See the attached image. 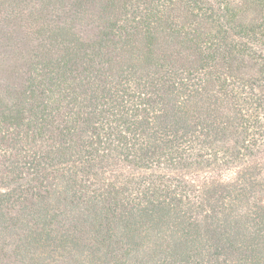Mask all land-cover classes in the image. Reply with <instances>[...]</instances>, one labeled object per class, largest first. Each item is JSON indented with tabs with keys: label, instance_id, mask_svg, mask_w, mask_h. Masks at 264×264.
<instances>
[{
	"label": "trees",
	"instance_id": "trees-1",
	"mask_svg": "<svg viewBox=\"0 0 264 264\" xmlns=\"http://www.w3.org/2000/svg\"><path fill=\"white\" fill-rule=\"evenodd\" d=\"M34 1L0 0V264H264V0Z\"/></svg>",
	"mask_w": 264,
	"mask_h": 264
},
{
	"label": "rangeland",
	"instance_id": "rangeland-1",
	"mask_svg": "<svg viewBox=\"0 0 264 264\" xmlns=\"http://www.w3.org/2000/svg\"><path fill=\"white\" fill-rule=\"evenodd\" d=\"M38 0H35L32 4L31 8L37 4ZM30 7L27 8L29 11ZM8 12L5 10H2L0 12V29L5 28L6 30L10 32H14L16 35L20 34H28L31 31V28L33 27L31 23H28L26 15H22V13L19 14H13L8 16ZM3 37L0 36V48L2 50L5 49V44L2 42ZM17 51H25L24 47L22 45H17L14 47Z\"/></svg>",
	"mask_w": 264,
	"mask_h": 264
}]
</instances>
